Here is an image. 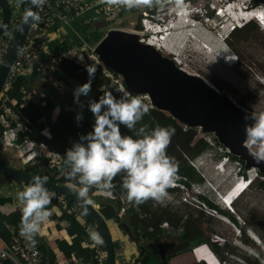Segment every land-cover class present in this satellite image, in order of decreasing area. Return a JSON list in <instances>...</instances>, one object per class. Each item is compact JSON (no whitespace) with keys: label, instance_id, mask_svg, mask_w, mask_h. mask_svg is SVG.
<instances>
[{"label":"rangeland","instance_id":"obj_1","mask_svg":"<svg viewBox=\"0 0 264 264\" xmlns=\"http://www.w3.org/2000/svg\"><path fill=\"white\" fill-rule=\"evenodd\" d=\"M235 2L239 4L240 10H264L263 3L255 5L253 0H175L172 4H166V12L161 16L167 25L176 17L174 9L182 12L176 17L173 27H165L169 28V33L164 42L168 44L170 52L164 51V54L178 58L180 64L177 66L208 81L247 112L264 110V23L251 19L253 21L249 20L251 22L237 29L231 36L230 31L224 38L221 37L222 32L225 34L226 31H220L222 21L226 18L232 23L233 21L225 12L220 14V10ZM191 7L197 14L188 13ZM217 10L219 12L215 13ZM142 11L143 9L134 8L118 17L101 15V23H105L102 25L104 33L110 28L138 31ZM57 112L58 109L54 110L52 117ZM77 125L78 122H75V126ZM198 137L214 143L216 135L198 128ZM244 144H248L258 155L264 156V144H249L247 140ZM12 149L7 152L9 157L15 154L16 149ZM227 152L229 151L225 146L215 145L214 149L192 159L191 164L204 181L193 183L188 190L174 182L171 186L178 187L171 192L167 191L161 202L174 204L194 218L202 214L203 244L194 246L205 247L214 255L215 260L225 259V264H251L252 261L264 264V187L258 185L262 177L257 173L259 169L256 166L246 168L245 163L227 158ZM243 169L247 179L255 177L249 185L241 177ZM191 193L204 195L220 208L227 209L238 223L202 205L191 197ZM190 201L193 204L184 206L183 202ZM223 201L231 208L225 207ZM253 235L260 239V244L253 240Z\"/></svg>","mask_w":264,"mask_h":264},{"label":"trees","instance_id":"obj_2","mask_svg":"<svg viewBox=\"0 0 264 264\" xmlns=\"http://www.w3.org/2000/svg\"><path fill=\"white\" fill-rule=\"evenodd\" d=\"M172 1L174 2L175 0ZM254 4L256 5L255 2ZM160 6L161 5L155 6L151 12L156 13ZM132 9L123 7L118 14L113 16L118 17L124 15ZM221 13L224 12L220 11V14ZM101 14L104 15V13ZM227 21L228 23H226ZM244 25L236 28V26L226 18L222 21L220 26V31L226 30L225 34L222 32L221 37H225L228 32L233 29L230 32L231 36L237 29L242 28ZM87 28H89V26H87ZM69 47L70 45H64L57 52L66 50ZM47 52H43L41 58L46 57L48 55ZM55 52L56 51H52V53ZM33 69L36 73L34 78H25L24 81H20V77L18 76L6 92L8 106L17 114L18 119L25 126V130L18 134L16 143L21 144L24 139L27 138L36 143H43L49 151L63 154L64 156L65 150L69 148L74 141L78 140L80 135L91 130L94 117L87 107L88 100L97 99L103 94V90L106 88L111 89L114 95H119V89L117 84L112 83L109 77L97 70L89 96H81L79 98L83 105V107H81L74 103L73 90L77 85L83 83L87 79L86 68L77 64L74 59L62 58L57 63L55 70L52 71V74L64 85V88L60 89L47 81L46 77L36 70L35 65ZM32 89L35 91L33 92ZM10 99H14L15 103L12 104L9 101ZM56 109H58V113L55 120H52V113ZM77 112H81L83 115V118L80 120L81 126L79 129L75 128V115ZM157 124L162 126L171 125L175 128V134L172 136L166 149L167 153L178 162V169L174 182L182 185L186 190L190 189L193 183H202L204 181L203 177L197 172L190 161L204 152L214 149L215 145H223L217 141L216 137L214 138V143L207 141L205 138L198 137L197 127L183 125L171 115L155 107L148 108L142 120L138 122L137 127L147 126L148 128H152ZM46 127L48 128L50 137H46L41 133ZM4 128L5 127L0 122V134ZM121 132L132 134L128 129L123 127H121ZM1 147L0 145V148ZM226 156L244 164L238 156L229 152L226 153ZM38 160V164L25 163L23 170L32 175H46L48 177L47 181L54 184L69 185L71 183L69 178L64 174L63 160L61 165L55 166L54 168L47 167V158L41 156ZM0 161L4 162L2 159H0ZM4 163L8 164L7 162ZM257 173L262 177L260 181L258 180V185L264 187V174L259 170H257ZM241 176L245 179L247 178L245 169L241 171ZM120 182L121 175H117L113 180L114 188L110 194L111 198L106 201L111 204L112 208L102 205L96 210L105 220L113 218L115 222L128 228L135 238L144 237L155 243H158L164 238L172 241L173 247L170 254L163 260V264H168V259L172 255L189 251L192 247H195V244H203L204 228L200 219L202 214L194 218L192 214L180 209L174 204H163L162 202H156L152 199H148L139 205L129 204L120 187ZM175 187H178V185ZM175 187L170 186L167 191L171 192ZM63 196L68 203L71 204L75 202L72 198L66 195ZM191 197L211 210L227 216L234 223H238L237 219L227 209L220 208L206 196L191 193ZM188 203L193 204L191 201L183 202L186 207H189L188 205L190 204ZM91 204L94 205V202L91 201ZM123 205H126V207L124 212L120 213L119 210ZM21 217L22 215L17 212L5 214L0 211V238L6 243L11 241L14 231L19 228ZM88 217L92 220L89 215ZM164 223L167 224L166 228L163 227ZM9 227H11V230ZM33 239L35 241L34 245L45 254L43 264L46 263L48 255L50 264H56L55 256L51 252H46L44 244L36 237ZM81 240L80 233H77V236L73 238L70 245H65L61 242H58V245L63 249L67 257L70 258L72 253L77 256V258H79L78 263H92V251L89 248H83ZM113 246H115V242H113ZM198 250L201 258L200 260L202 261L195 264H205V262L207 264L216 263L214 262V255L205 247H199ZM219 260L224 261L225 259ZM250 263L261 264L258 261H252ZM0 264H12V262L3 259L0 260ZM70 264L75 263L72 262Z\"/></svg>","mask_w":264,"mask_h":264},{"label":"clouds","instance_id":"obj_3","mask_svg":"<svg viewBox=\"0 0 264 264\" xmlns=\"http://www.w3.org/2000/svg\"><path fill=\"white\" fill-rule=\"evenodd\" d=\"M106 2L132 9L150 5L152 0ZM31 3L39 6L43 0H31ZM189 10L188 13L197 14L193 7ZM25 18L34 22L40 19L32 10L25 11ZM86 71L87 79L73 90L74 103L81 107L79 98L89 96L96 66L88 64ZM118 91L119 95H114L111 89L106 88L97 99L88 100L87 107L94 117L91 130L80 135L64 153L63 171L71 181L68 186L87 204L91 202L88 199L90 188L110 195L114 178L121 175L120 187L129 204L139 205L148 199L161 202L174 183L178 169V162L166 151L175 128L159 124L152 128L137 127L148 111L143 97L132 95L127 90ZM82 118V113L77 112V122ZM244 119L251 120L246 127L248 143L264 144V110L248 112ZM121 127L132 134L122 133ZM254 178H246L248 185ZM47 180L46 175L34 174L16 194L22 212L19 234L29 243L35 242L33 238L50 216L47 206L55 193L47 187ZM91 238L97 245L103 243L100 233L95 230H92ZM215 262L219 264L221 261L216 259Z\"/></svg>","mask_w":264,"mask_h":264},{"label":"water","instance_id":"obj_4","mask_svg":"<svg viewBox=\"0 0 264 264\" xmlns=\"http://www.w3.org/2000/svg\"><path fill=\"white\" fill-rule=\"evenodd\" d=\"M263 3L264 0H253ZM3 19L0 33L9 25L10 9L6 0H0ZM35 11L31 0H26L21 18L10 46L0 63V92L8 70L24 42L31 20L25 18V11ZM137 33L120 29H108L94 46V51L103 64L121 75L123 83L135 94H147L153 107L166 112L181 124L213 132L217 141L229 153L238 156L245 167L256 166L264 174V159L255 155L244 144L246 127L251 120H245L248 113L228 96L212 88L203 78L189 74L177 66L172 57L162 54L149 44L138 40ZM0 174L13 180L21 190L32 174L0 161ZM54 193L66 195L78 203L98 227L109 264L114 260L113 241L102 215L90 203L85 204L68 184L46 182ZM41 240L40 236H35ZM173 242L164 240L158 243L159 255L165 259L171 252ZM47 253L48 250L46 249ZM45 264H50L49 255Z\"/></svg>","mask_w":264,"mask_h":264},{"label":"built area","instance_id":"obj_5","mask_svg":"<svg viewBox=\"0 0 264 264\" xmlns=\"http://www.w3.org/2000/svg\"><path fill=\"white\" fill-rule=\"evenodd\" d=\"M6 1L10 9V19L8 27L0 33V63L13 39L26 0ZM245 1L250 2L252 0ZM171 2L172 0H152V6L141 5L138 7L139 9H143V16L140 18L139 22L140 28L138 31H136L139 37L138 40L144 44L153 46L162 54H164V51L158 45V41L159 39L162 41L164 37L166 39L167 36L165 32L162 31V29L170 25L173 27V23H175L176 17H178L181 11H176L174 9L173 13L176 17H174L172 21L170 20L172 24L169 23V25H167L161 14L166 12V4ZM159 5L161 6L156 13L151 12L155 6ZM147 7L148 9H146ZM122 8L123 6L114 3L110 4L106 2V0H43V3L39 6L35 5L34 12L39 15L40 19L38 22L31 21L24 42L8 70L7 77L0 92V122L5 127L0 134V145L2 146L1 148H15L19 154V164H38V158L43 156L47 158V167L54 168L55 166L61 165L64 157L63 154L49 151L43 143H36L27 138H25L21 144L16 143L18 134L25 130V126L20 122L17 114L14 113L8 106L6 92L11 87L12 82L16 80L20 73L27 67H33L35 65L36 70L43 74L47 81L53 84L56 88L60 89L64 88V85L52 74V71L55 70L57 63L62 58H76L75 62L84 68H86V65L88 64H94L96 66V71L99 70L105 76L109 77L112 83L117 84L119 90H127L132 95H139L143 97L147 108L153 107L147 94H135L129 91L123 83L121 75L111 71L103 64L94 51L95 45L71 46L66 50L55 53L47 52L46 50L47 42L51 36L49 29L54 24L58 22H68L92 9L109 16L118 14ZM2 19L3 14L2 8L0 6V24ZM45 51L48 53V55L44 58H41V54ZM168 51L170 52V49ZM172 59L175 61L176 58L172 57ZM175 63L177 64L176 61ZM9 101L12 104L15 103L14 99H10ZM42 132L43 130L41 133ZM59 205L61 208L75 216H78L82 220L81 226L85 236V244L86 247L92 251L93 257V262L89 264H109L108 252L105 248L104 242L100 245H97L91 238L92 230H95L99 233L100 231L95 225L94 221L89 219L87 212L84 211V209L76 202L71 204L68 203L64 196L59 199ZM125 207L126 205H123L119 212L123 213ZM163 225L167 227L166 223ZM114 242L115 246H113V252L115 263L132 264L126 259L125 243L122 240H117ZM198 248L199 247H197L195 250ZM3 259L9 260L12 262V264H43L45 254L42 250L38 249L34 243H29L23 237H21L19 234V228H17L14 231L12 239L9 243H6L0 238V260ZM73 263L81 264L78 263L76 258L73 259ZM218 263L225 264V261Z\"/></svg>","mask_w":264,"mask_h":264},{"label":"crops","instance_id":"obj_6","mask_svg":"<svg viewBox=\"0 0 264 264\" xmlns=\"http://www.w3.org/2000/svg\"><path fill=\"white\" fill-rule=\"evenodd\" d=\"M101 15L102 14L100 12L92 9L68 22H58L54 24L49 29L51 36L47 42V51L57 52L64 45H70V47L77 45L94 46L104 34L102 25L105 23L104 21L101 23ZM87 26H89V28H87ZM35 76L36 73L34 72L32 66L24 69L19 75L20 81H24L25 78H34ZM32 91L34 92L35 90L32 89ZM55 118L56 116L52 117V120H55ZM80 126L81 121L78 122V125L75 126V128L79 129ZM42 133L50 137L47 127ZM11 150L13 149L0 148V159L7 162L8 165L12 167L23 169L24 165L18 163L19 154L17 150L15 151L14 156H8L9 154L7 152ZM18 191H20V189L13 180L0 175V211L2 213L8 214L17 212L22 215L16 199ZM62 196V194L55 193L54 198L47 206L50 216L41 226V230L38 235L40 236V241L44 244L45 249L48 250V253L51 252L55 256L56 264H70L73 262L74 258H76L77 261L79 258H77V256L73 253L70 258L67 257L64 254L63 249L58 245V242L70 245L73 238L77 236V233H80L82 238L81 245L83 248L87 247L81 226L82 220L78 216H75L61 208L59 205V199ZM109 198H111L110 195H106L104 192L99 191L94 187L89 190L88 199L94 202L93 206L96 209L102 205L112 208L111 204L106 202ZM105 222L110 232L112 241L122 240L125 243V256L132 264H163L164 259L160 257L157 245L159 242L169 239L164 238L158 243H155L144 237L135 238L128 228L118 222H115L113 218H109L105 220ZM163 227L166 228L164 225ZM9 228L11 230V227ZM199 246L200 245H197L196 247H192L189 251L172 255L169 257L167 263L195 264L202 261L200 260L199 250H195Z\"/></svg>","mask_w":264,"mask_h":264},{"label":"bare ground","instance_id":"obj_7","mask_svg":"<svg viewBox=\"0 0 264 264\" xmlns=\"http://www.w3.org/2000/svg\"><path fill=\"white\" fill-rule=\"evenodd\" d=\"M221 11V10H220ZM226 11H227V13H226ZM222 12H225V14H228L229 16V18L233 21V23H235V25L237 26L236 28H238V27H241L242 25H244L245 23H247V22H249V20H251V19H256V21L258 22V23H260L261 22V20H263L264 21V10H262V9H257V8H255V9H252V10H244V9H239V4H237L236 2L235 3H233V4H230V5H228V7L227 8H225V9H223L222 10ZM230 13V14H229ZM226 18V17H225ZM241 21H244V22H241ZM170 23V22H169ZM264 23V22H263ZM262 23V24H263ZM261 24V23H260ZM168 29L169 28H163L162 30L165 32V30L168 32ZM233 30V29H232ZM231 30V31H232ZM127 32H132V33H136V31H134V30H131V31H127ZM165 33L166 35L168 34V33ZM230 32V31H229ZM228 32V33H229ZM164 39H165V37H164ZM164 39L161 41L160 39H159V41H158V45L162 48V50L163 51H168L169 50V48H168V44L167 43H165L164 42ZM202 47V46H201ZM205 46H203V48H204ZM208 49V48H207ZM210 50V49H209ZM176 58V57H175ZM175 61L177 62V64L179 63V60H178V58H176L175 59ZM180 64V63H179ZM183 70H185L184 68H182ZM186 71V70H185ZM187 72V71H186ZM189 73V72H188ZM189 74H191V73H189ZM208 82V81H207ZM209 84V83H208ZM211 85V84H210ZM211 87L212 88H215L213 85H211ZM215 89H217V88H215ZM247 147L250 149V151H252L255 155H258L257 153H255V151H253L251 148H250V146L247 144ZM259 156H261V155H259ZM261 158H263L264 159V156H261ZM239 190V189H238ZM229 200V199H228ZM228 202V201H227ZM223 203H225L224 201H223ZM228 205V203H225V207H228L227 206ZM227 222V221H226ZM251 232V231H250ZM252 238H253V240H255L257 243H261V241H260V239L256 236V235H253L252 236Z\"/></svg>","mask_w":264,"mask_h":264}]
</instances>
